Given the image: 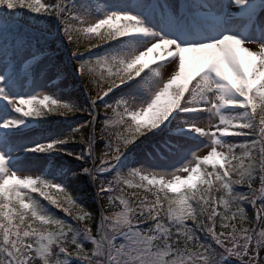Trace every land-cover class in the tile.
Listing matches in <instances>:
<instances>
[{
    "label": "snow or ice",
    "instance_id": "1",
    "mask_svg": "<svg viewBox=\"0 0 264 264\" xmlns=\"http://www.w3.org/2000/svg\"><path fill=\"white\" fill-rule=\"evenodd\" d=\"M0 264H264V0H0Z\"/></svg>",
    "mask_w": 264,
    "mask_h": 264
},
{
    "label": "trees",
    "instance_id": "2",
    "mask_svg": "<svg viewBox=\"0 0 264 264\" xmlns=\"http://www.w3.org/2000/svg\"><path fill=\"white\" fill-rule=\"evenodd\" d=\"M62 96L64 98H70L73 100H80V96L78 94H74L72 91L68 90V91H62L61 92ZM70 121L73 122V126H74V120L75 117H71V118H67ZM50 120L52 121V123L46 125L45 127L48 128L49 130H51L52 132L54 131H61V135L64 134L66 131L70 130L69 129V125L67 123L64 122L65 118H61V117H50ZM79 147L78 145H73V144H69L67 147ZM67 158H58L56 162L59 161H64ZM75 163V162H72ZM81 188L83 189L84 193H85V198L83 200H81L80 202L87 208V210L93 212V213H97L99 210L95 205L94 202V193H92L91 191V186L87 183L86 178L82 181L81 183ZM242 190V189H241ZM75 194V193H74ZM54 212H56V214L58 216H60L61 218L65 219V220H69V217L64 216V214L62 212H57L55 209H53ZM249 213L251 214L252 210L249 206L248 208ZM86 247H90V245H85Z\"/></svg>",
    "mask_w": 264,
    "mask_h": 264
},
{
    "label": "rangeland",
    "instance_id": "3",
    "mask_svg": "<svg viewBox=\"0 0 264 264\" xmlns=\"http://www.w3.org/2000/svg\"><path fill=\"white\" fill-rule=\"evenodd\" d=\"M45 91L51 92V93H59L63 90H71L74 94L82 93L83 89L82 87L78 86V80L72 76H68L67 78L61 79L57 84H51V82H47L44 88ZM81 98V97H80ZM55 134L60 135L58 132H55ZM73 148L74 150H78V147H69ZM206 154L205 152H202L201 155ZM62 162H58L57 165H59Z\"/></svg>",
    "mask_w": 264,
    "mask_h": 264
}]
</instances>
